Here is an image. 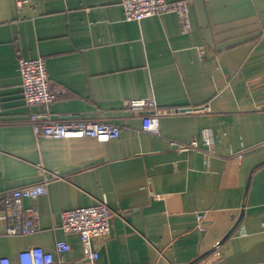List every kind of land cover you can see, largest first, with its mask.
<instances>
[{
	"label": "crops",
	"instance_id": "1",
	"mask_svg": "<svg viewBox=\"0 0 264 264\" xmlns=\"http://www.w3.org/2000/svg\"><path fill=\"white\" fill-rule=\"evenodd\" d=\"M188 1L183 32L173 12L125 20L120 0H0V211L6 193L46 184L21 200L36 231L0 226V260L40 246L56 264H264V0ZM20 57H43L63 88L50 117L113 123L119 136L38 137ZM134 98L180 111L151 133ZM99 200L113 215L91 260L61 213Z\"/></svg>",
	"mask_w": 264,
	"mask_h": 264
},
{
	"label": "built area",
	"instance_id": "2",
	"mask_svg": "<svg viewBox=\"0 0 264 264\" xmlns=\"http://www.w3.org/2000/svg\"><path fill=\"white\" fill-rule=\"evenodd\" d=\"M23 2L19 1L18 5ZM120 3L124 19L127 21H140L146 17L173 12L178 15L183 32H188L191 29L188 12L190 2L188 0H120ZM17 65L21 80V93L25 103L42 109L32 112L29 118L31 127L38 137L52 139L93 137L99 141H107L119 136V128L113 123L88 121L77 117H50V105L64 90L60 86L51 85L45 59L43 57L30 59L20 57ZM128 106L132 110L144 113L142 128L151 133L159 132V117L161 115L180 111L178 109H159L152 98L130 99ZM261 108L264 109V104ZM172 145L181 149L197 148L195 141L189 144L172 142ZM45 193L46 184L38 183L14 189L5 194L4 202L11 208V211L6 213L0 211V226H5L6 234L25 235L36 231L34 213L29 212L24 215L21 200L24 197H37ZM112 215L113 212L107 202L99 200L91 205L62 211L60 226L65 233L77 234L82 243L84 255L95 260L98 254L92 249V239L110 232ZM55 246L58 252L70 248L66 241H58ZM18 258L20 264H56L54 254L40 246L20 251ZM0 264H10V262L7 258H3L0 260ZM200 264L212 263L202 262Z\"/></svg>",
	"mask_w": 264,
	"mask_h": 264
}]
</instances>
